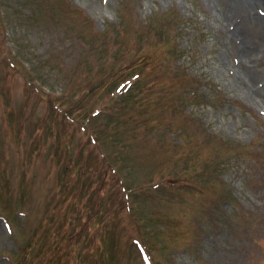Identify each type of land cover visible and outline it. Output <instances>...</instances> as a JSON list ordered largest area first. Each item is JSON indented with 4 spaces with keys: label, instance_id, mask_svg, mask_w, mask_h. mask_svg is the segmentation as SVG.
Here are the masks:
<instances>
[{
    "label": "rangeland",
    "instance_id": "obj_1",
    "mask_svg": "<svg viewBox=\"0 0 264 264\" xmlns=\"http://www.w3.org/2000/svg\"><path fill=\"white\" fill-rule=\"evenodd\" d=\"M1 214L0 264H264V0H0Z\"/></svg>",
    "mask_w": 264,
    "mask_h": 264
}]
</instances>
